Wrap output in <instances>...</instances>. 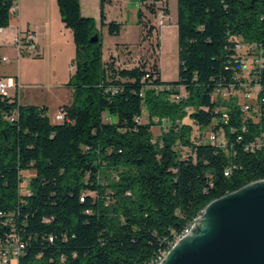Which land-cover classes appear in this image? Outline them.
<instances>
[{
	"label": "trees",
	"instance_id": "trees-1",
	"mask_svg": "<svg viewBox=\"0 0 264 264\" xmlns=\"http://www.w3.org/2000/svg\"><path fill=\"white\" fill-rule=\"evenodd\" d=\"M18 1L0 0V29ZM140 1L146 52L124 45L105 59L81 0H57L76 46L64 121L0 94V246L20 239L18 264H159L208 204L264 180V151L248 149L264 122L220 92L239 82L236 45L264 46V0H178L174 82L162 79L160 30L148 16L163 0ZM112 3L100 0L102 25ZM108 26L120 34V23Z\"/></svg>",
	"mask_w": 264,
	"mask_h": 264
},
{
	"label": "rangeland",
	"instance_id": "rangeland-1",
	"mask_svg": "<svg viewBox=\"0 0 264 264\" xmlns=\"http://www.w3.org/2000/svg\"><path fill=\"white\" fill-rule=\"evenodd\" d=\"M170 14L163 11L165 0L157 4L158 14L148 16L152 23L160 30V55L158 59L164 82H174L179 77L178 52V0H166ZM21 9V8H20ZM81 9L84 17L95 19L99 36L102 38L104 58L119 57L120 49L127 45L138 58L146 52L148 44H142L140 12L147 11L141 1L113 0L106 8V24L102 25L100 0H81ZM21 11V10H20ZM26 22L30 21V33L34 35V42L41 46L42 57L29 54L22 59V82L24 105L47 106L49 117L53 123H58L56 116L60 114V107L69 104L72 100L71 89L67 87L72 75L76 57V46L73 33L66 28L60 15L57 0H43L33 4L29 10H23ZM21 14V13H20ZM165 17V26L160 20ZM116 21L121 24L118 35L109 33L108 24ZM26 23V26H27ZM27 29V28H25ZM28 30L24 31L26 34ZM158 35L155 36L156 42ZM140 55V56H138ZM121 58H124L122 53ZM6 63L2 62L1 69ZM18 67V66H17ZM12 94L13 91H10ZM147 114L145 115V117ZM159 127H155L154 137H158ZM26 173L24 180H30ZM25 185V183H24ZM10 264H18L13 261Z\"/></svg>",
	"mask_w": 264,
	"mask_h": 264
},
{
	"label": "water",
	"instance_id": "water-1",
	"mask_svg": "<svg viewBox=\"0 0 264 264\" xmlns=\"http://www.w3.org/2000/svg\"><path fill=\"white\" fill-rule=\"evenodd\" d=\"M160 264H264V180L208 204Z\"/></svg>",
	"mask_w": 264,
	"mask_h": 264
},
{
	"label": "built area",
	"instance_id": "built-area-1",
	"mask_svg": "<svg viewBox=\"0 0 264 264\" xmlns=\"http://www.w3.org/2000/svg\"><path fill=\"white\" fill-rule=\"evenodd\" d=\"M13 11L15 12V8ZM165 20V17L160 20V24L163 27L166 25ZM3 30V28L0 29V35ZM15 44L21 54L24 51L28 54H40V50L35 44L32 35H27L25 38V36L19 34ZM236 49L240 54L239 61L241 64V71L237 76L239 82L220 92L223 93L225 98L231 99L235 104H238L244 114L264 122V86L262 84V77L264 76V46L247 45L243 42H239L236 45ZM3 60L8 61L7 58ZM20 88V85H18V82L13 77H5L0 82V94L3 95H12L10 91L20 90ZM64 118L63 113L56 116L57 121H64ZM225 118L228 119L229 115L225 114ZM225 140V138L218 137L215 134L209 136V141L211 143H217L219 146H225ZM248 149L252 152L256 150L264 151V131L261 132V135L257 137L256 140L248 145ZM230 173L231 171L228 170L226 175L229 176ZM192 227L193 225L187 229L178 240L186 237L192 230ZM25 250L26 245L18 238L11 244L0 246V264H10L13 261L19 262ZM168 253L159 257V263L161 260L165 259Z\"/></svg>",
	"mask_w": 264,
	"mask_h": 264
},
{
	"label": "crops",
	"instance_id": "crops-1",
	"mask_svg": "<svg viewBox=\"0 0 264 264\" xmlns=\"http://www.w3.org/2000/svg\"><path fill=\"white\" fill-rule=\"evenodd\" d=\"M40 1H43V0H19L17 6L15 7L14 19L12 20L11 25L8 28H5L0 35V45L2 47L1 55L3 59L4 58L8 59V61L3 60V63H6V65L8 66H5L4 69H1V75L3 77L15 78L16 81L18 82V85H20L22 82L21 80L22 74H23L22 64L24 63V60L22 58L25 57V55H22L20 53L15 42H16L17 36L21 33L24 34L25 30L26 31L28 30V33H30L29 28L31 27L30 21H28V23L26 22V18L24 16L25 14L24 13L22 14V12L23 10H29V8L32 7L33 4H35L36 2H40ZM26 23H27V26H26ZM28 33H26L25 35H27ZM36 45L38 46L40 50V54L42 56L41 52L43 51L41 49V46L39 45V43H37ZM17 94L20 97V103L24 104L22 101L23 100L22 88H20V90H13L12 95H17Z\"/></svg>",
	"mask_w": 264,
	"mask_h": 264
},
{
	"label": "bare ground",
	"instance_id": "bare-ground-1",
	"mask_svg": "<svg viewBox=\"0 0 264 264\" xmlns=\"http://www.w3.org/2000/svg\"><path fill=\"white\" fill-rule=\"evenodd\" d=\"M162 261H163V260H161V262H162ZM161 262H160V263H161ZM160 263H159V264H160Z\"/></svg>",
	"mask_w": 264,
	"mask_h": 264
}]
</instances>
